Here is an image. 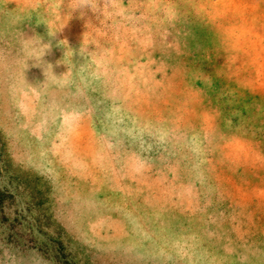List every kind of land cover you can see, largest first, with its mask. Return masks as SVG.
Wrapping results in <instances>:
<instances>
[{
  "label": "rangeland",
  "instance_id": "rangeland-1",
  "mask_svg": "<svg viewBox=\"0 0 264 264\" xmlns=\"http://www.w3.org/2000/svg\"><path fill=\"white\" fill-rule=\"evenodd\" d=\"M0 264H264V0H0Z\"/></svg>",
  "mask_w": 264,
  "mask_h": 264
}]
</instances>
